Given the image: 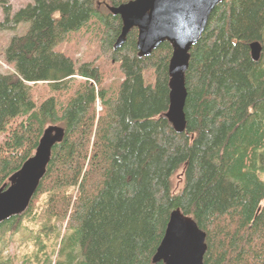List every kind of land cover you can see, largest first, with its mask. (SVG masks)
Listing matches in <instances>:
<instances>
[{"label":"trees","instance_id":"16d2710c","mask_svg":"<svg viewBox=\"0 0 264 264\" xmlns=\"http://www.w3.org/2000/svg\"><path fill=\"white\" fill-rule=\"evenodd\" d=\"M127 1L32 0L13 14L4 10V22L28 28L3 52L14 72L0 73V134L7 133L0 187L32 155L43 130L59 125L64 137L31 198L45 199L46 222L65 225L57 252L66 255L56 264H153L174 209L205 232L203 264H264V0H224L210 13L189 51L182 132L164 116L170 45L138 57L133 28L113 47L121 21L107 6ZM88 27L103 56L119 64L116 88L100 85L93 62L75 65L58 49ZM252 42L261 46L256 61ZM74 76L83 80L72 89ZM39 82L72 93L36 106L30 84ZM24 213L0 222V237L15 231ZM46 232L58 236L59 226Z\"/></svg>","mask_w":264,"mask_h":264},{"label":"water","instance_id":"95a60500","mask_svg":"<svg viewBox=\"0 0 264 264\" xmlns=\"http://www.w3.org/2000/svg\"><path fill=\"white\" fill-rule=\"evenodd\" d=\"M224 0H129L117 6H107L121 21L120 33L114 48L119 47L133 28L137 30L138 57L151 54L160 44L171 47L168 60V108L164 116L176 132L185 128L184 104L187 95L185 73L189 51L201 36L212 10ZM250 55L257 60L261 46L249 45ZM64 137L59 125H48L42 132L34 153L12 173L0 187V222L22 214L29 206L40 180L43 178L55 144ZM206 234L195 221L179 209L170 212L162 239L152 263L203 264Z\"/></svg>","mask_w":264,"mask_h":264},{"label":"rangeland","instance_id":"374dc122","mask_svg":"<svg viewBox=\"0 0 264 264\" xmlns=\"http://www.w3.org/2000/svg\"><path fill=\"white\" fill-rule=\"evenodd\" d=\"M32 4V0H0V23L4 20V10L8 9L10 14L16 12L19 8ZM102 11L106 12V8L101 7ZM28 25L26 23H19L14 27L10 23H5V28H0V73L7 74L14 72L12 64L7 63L3 57L4 49L7 47L10 38L13 35H23L27 31ZM12 27L13 29H10ZM58 49L64 52L67 56L74 60L75 65H80L83 62H93L98 66L103 88H116L122 80V74L119 70V64L114 60L109 59L100 51L99 41L94 31L90 27L83 29L80 32L70 33L65 41L62 42ZM152 81V71L145 72ZM83 78L74 76L72 85L74 89ZM31 95L36 106L49 98L54 97L58 100H65L71 91L57 92L49 88L46 83L30 84ZM22 119H17V123ZM13 127L16 125L12 123ZM5 134H0V144L4 140ZM34 153V152H33ZM32 153V154H33ZM172 185L175 189L181 187V174L177 172L172 179ZM45 199L42 198L34 203H29L31 213H26L28 208L23 212L21 223L15 231H7L0 237V259L4 260L7 257L11 258V264H56L59 259L57 252L59 242L65 231V225L52 219L46 222L43 216L45 208ZM56 222V223H55ZM59 226L58 236L56 232H46V228L50 226ZM40 245L43 249L40 250ZM66 254H63L59 260L63 262Z\"/></svg>","mask_w":264,"mask_h":264},{"label":"flooded vegetation","instance_id":"af4514ba","mask_svg":"<svg viewBox=\"0 0 264 264\" xmlns=\"http://www.w3.org/2000/svg\"><path fill=\"white\" fill-rule=\"evenodd\" d=\"M4 17H5V16H4ZM5 23H6V22H4V20H3V22L0 23V28H1V29L5 28V27H4V26H5Z\"/></svg>","mask_w":264,"mask_h":264},{"label":"built area","instance_id":"2783aa9c","mask_svg":"<svg viewBox=\"0 0 264 264\" xmlns=\"http://www.w3.org/2000/svg\"><path fill=\"white\" fill-rule=\"evenodd\" d=\"M96 106H97V111H99L100 110L99 104L96 103Z\"/></svg>","mask_w":264,"mask_h":264}]
</instances>
